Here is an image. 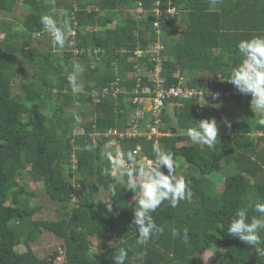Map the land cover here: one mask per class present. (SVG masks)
I'll list each match as a JSON object with an SVG mask.
<instances>
[{
  "label": "trees",
  "instance_id": "trees-1",
  "mask_svg": "<svg viewBox=\"0 0 264 264\" xmlns=\"http://www.w3.org/2000/svg\"><path fill=\"white\" fill-rule=\"evenodd\" d=\"M138 2L143 11L135 16ZM44 13L58 23L70 19L74 33L63 49L53 51L40 24ZM0 14V264H114L118 247L128 249L124 264H203L201 254L212 246L218 254L209 264H264V255L227 233L250 195L264 199V124L251 111V96L242 104L243 94L226 80L242 59L237 42L264 35V0H0ZM176 27L182 28L178 34ZM20 63H32L31 72L24 74ZM77 63L83 72L74 93L67 77ZM159 63L166 85L181 81L204 89L207 103L201 105L197 93L172 101L180 104L173 116L167 107L163 111L161 130L171 135L158 143L186 163L187 173L177 176L192 195L175 208L164 201L151 214L163 232L139 246L132 224L135 194L126 189V176L105 173L111 166L102 153L112 150L106 149L109 132L129 124V99L136 88L151 85ZM218 76L224 80L211 85ZM113 86L119 89L115 96L91 99L92 90ZM211 93H219L218 100ZM231 100L239 105L233 110ZM212 118L222 124L215 145L192 143L186 129ZM118 142L125 153L139 145L154 159L152 141ZM228 168L223 181L209 178ZM24 177L42 183L56 218H33L42 204L32 203L35 194ZM99 189L102 201L95 196ZM110 201L108 213L104 203ZM248 215L259 214L249 208ZM172 227L189 229V243L173 238ZM49 235L55 245L42 248ZM96 236L102 239L95 248ZM59 245L63 260L46 259Z\"/></svg>",
  "mask_w": 264,
  "mask_h": 264
},
{
  "label": "clouds",
  "instance_id": "clouds-1",
  "mask_svg": "<svg viewBox=\"0 0 264 264\" xmlns=\"http://www.w3.org/2000/svg\"><path fill=\"white\" fill-rule=\"evenodd\" d=\"M211 2L215 5L218 0H211ZM63 15L67 17L68 14L65 12ZM40 24L43 30L52 38L53 51L63 49L66 43H71L68 40V37L73 33L70 19L65 18L62 23H58L52 14L44 13L40 16ZM237 49L242 57L241 62L231 67L226 80L240 94L251 96V111L259 118V122L264 124V35H254L248 39L239 40L237 42ZM82 72L83 68L77 63L74 64L73 71L67 77L69 86L74 93L80 90L78 77ZM189 95H186L185 99H188ZM211 95L214 100H218L219 93H211ZM203 97L204 89L201 92V99L204 103L201 105L207 103ZM211 106L219 108L221 105L214 104ZM225 124L227 127H230L227 121H225ZM164 126L165 124L162 127ZM167 131L169 130H162V132ZM169 135H171L170 131L163 136ZM186 135L192 143L203 144L211 148L218 139L217 123L214 118L201 119L199 122H196L195 127L186 129ZM111 138L119 140L114 137ZM113 143L110 141L106 145V149H112ZM88 150L91 151V147ZM152 150L154 159L147 157L137 159L132 152L125 153L119 147H115L111 151L106 150L102 153V158L108 160L111 166L110 169L106 168L104 170L105 173L113 177L117 175L121 177L126 176V189L135 194L132 224L137 226L136 231L138 235L135 236L136 244L139 246L145 245L153 236L163 232V229L156 225L151 214L164 201H168L169 205L175 208L181 201L190 200L192 195L185 178L182 176L178 177L175 174L173 154L161 148L158 142L153 144ZM134 151L138 153L140 149L137 148ZM162 168L167 169V174L161 170ZM109 187L111 188V185ZM104 205L108 213L113 211L111 201L104 203ZM249 208L259 215L249 217ZM261 232H264V199L250 195L247 199L246 207L238 209L230 218L227 233L251 246L258 255H264V247H261V245H264V239L261 238ZM171 236L181 239L185 244H188L190 240L189 229L187 228L181 230L172 227ZM121 243L125 242L121 241ZM96 251L97 249H93V254ZM127 257L128 249L126 247H118L112 260L114 264H124Z\"/></svg>",
  "mask_w": 264,
  "mask_h": 264
},
{
  "label": "built area",
  "instance_id": "built-area-1",
  "mask_svg": "<svg viewBox=\"0 0 264 264\" xmlns=\"http://www.w3.org/2000/svg\"><path fill=\"white\" fill-rule=\"evenodd\" d=\"M142 11L141 2H138L135 10L131 11V13L137 16ZM154 49L157 50L158 46H154ZM161 73V65L159 63V65L153 69L151 85L140 86V84H138L137 87L140 86V88H136L134 90V96L129 99L131 105V118L129 124L123 131H118L117 129L111 130L109 132L111 137L120 140L123 138L131 139L143 137L147 140H152L153 143H157L160 137L169 132H162L161 130V127L164 125L162 121L163 111L167 105L189 94V97L197 93L201 95L202 91L200 89L196 90L194 88H189L185 84H182L181 81L169 86L166 85L165 78ZM137 80H140L139 77H137ZM118 92L119 89L113 86L111 91L107 88H103L100 92L92 90L90 97L93 101H99L102 96L107 94L115 96ZM243 96L245 97L244 94ZM172 104L180 105L178 102H173ZM145 118L148 122L145 127H141V121Z\"/></svg>",
  "mask_w": 264,
  "mask_h": 264
},
{
  "label": "rangeland",
  "instance_id": "rangeland-1",
  "mask_svg": "<svg viewBox=\"0 0 264 264\" xmlns=\"http://www.w3.org/2000/svg\"><path fill=\"white\" fill-rule=\"evenodd\" d=\"M21 7V6H20ZM18 10H20L18 8ZM14 13V15H18V17L15 18V20L17 22L20 21V17H19V14L16 12V10H14L12 12V14ZM11 16H8V18H11ZM5 16H3V14H0V20L1 19H4ZM114 26V25H113ZM179 32L176 31V34H178ZM3 36V35H1ZM0 36V37H1ZM32 63H20L18 64V67L21 71H23L24 74H27L30 73L31 71V68L29 67ZM28 78H30V76H28ZM243 100V99H242ZM232 106V104H231ZM234 108L238 107L239 105L234 102ZM233 108V109H234ZM232 109V107H231ZM246 109L244 108L243 111H245ZM219 129L222 128V124L218 127ZM115 140V139H114ZM111 142H114L115 141H112L110 140ZM174 161L176 162V173L175 174H181V175H184L187 173V166H186V163L183 165V160L181 157H174ZM178 164V165H177ZM180 165H183L182 167L179 166ZM178 166V167H177ZM230 169H225L222 173H218V175L216 174H210L209 175V178H211L212 180L214 181H223V178L225 177V175L227 173H230ZM25 180H27V182L29 183L28 184V189L33 191L34 194H35V197H34V201L32 203H36V204H42V213H36L33 218L34 219H49V218H56L57 217V213L55 211V205L54 203L49 200L44 194H43V188H42V183L41 182H35V181H32L29 179V177H24ZM219 185L217 186V190H220L221 187H222V182H219L218 183ZM96 196V199L98 201H102L104 198H103V192L101 191V189H99L97 191V195ZM57 206V205H56ZM70 209V206L66 208V211ZM102 237H99V236H96L94 240L95 244H94V247L96 248L97 247V244L98 242L96 241H101ZM55 243V239L53 238V236L49 235V237H43L42 239V242L40 243L42 245V248H50L52 247ZM58 248L56 249H51L48 254H47V258H49L48 260H53V261H57V262H60L63 260L64 256H63V252H64V248L63 246L59 245L57 246ZM22 248V247H21ZM218 254V249L214 246L208 248L207 250H205L203 252V254H201V261L203 262V264H209L210 263V259L214 256Z\"/></svg>",
  "mask_w": 264,
  "mask_h": 264
},
{
  "label": "crops",
  "instance_id": "crops-1",
  "mask_svg": "<svg viewBox=\"0 0 264 264\" xmlns=\"http://www.w3.org/2000/svg\"><path fill=\"white\" fill-rule=\"evenodd\" d=\"M109 27L110 26H113V25H108ZM179 26V25H178ZM181 26V25H180ZM176 28H178V32H180L181 30H182V28L181 27H176ZM234 28V27H233ZM236 32H237V29L235 30ZM224 80L222 77H220V76H218L217 78H213V79H211V85H215V83L217 82V80ZM212 80H213V82H212ZM234 93H238V92H235L234 91ZM234 100L232 101L231 100V102H230V104L232 103V105H234ZM241 102H242V104H244L245 102H246V99H245V97L243 96V100H241ZM172 102H170L168 105H167V112H168V114L169 115H171V116H173L174 115V105H172L171 104ZM176 107V106H175ZM233 108H234V106L232 107V110H233ZM111 140L112 141H115V143H113V146H112V150H114L115 149V147H119V142L118 141H116V140H114V139H112L111 138ZM137 148H139L140 149V151L138 152V153H136L134 150L135 149H137ZM132 153L137 157V159H139L140 157H146L145 156V154H144V152H143V150H142V148H141V146H136L133 150H132Z\"/></svg>",
  "mask_w": 264,
  "mask_h": 264
}]
</instances>
